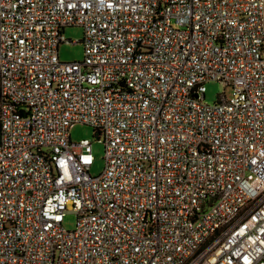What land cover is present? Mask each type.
Masks as SVG:
<instances>
[{"label":"built area","instance_id":"2783aa9c","mask_svg":"<svg viewBox=\"0 0 264 264\" xmlns=\"http://www.w3.org/2000/svg\"><path fill=\"white\" fill-rule=\"evenodd\" d=\"M0 264H264V0H0Z\"/></svg>","mask_w":264,"mask_h":264},{"label":"rangeland","instance_id":"374dc122","mask_svg":"<svg viewBox=\"0 0 264 264\" xmlns=\"http://www.w3.org/2000/svg\"><path fill=\"white\" fill-rule=\"evenodd\" d=\"M66 39L74 42H79L84 38V30L81 27H67L63 32ZM59 57L62 62H82L84 60V45L83 43L62 44L59 47ZM207 92L205 100L208 103H216L219 101L223 93L228 100L233 96L231 87H225L220 82H209L206 84ZM71 139L73 142H79L83 139H89L93 142V150L95 162L91 169L93 176H98L105 168V149L104 145L99 142L95 130L88 125L75 124L70 129ZM77 216L73 210V206H68V213L65 216L63 227L67 231H73L76 228Z\"/></svg>","mask_w":264,"mask_h":264}]
</instances>
